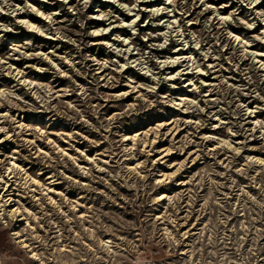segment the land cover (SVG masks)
<instances>
[{
    "label": "rangeland",
    "instance_id": "1",
    "mask_svg": "<svg viewBox=\"0 0 264 264\" xmlns=\"http://www.w3.org/2000/svg\"><path fill=\"white\" fill-rule=\"evenodd\" d=\"M264 264V0H0V263Z\"/></svg>",
    "mask_w": 264,
    "mask_h": 264
},
{
    "label": "water",
    "instance_id": "2",
    "mask_svg": "<svg viewBox=\"0 0 264 264\" xmlns=\"http://www.w3.org/2000/svg\"><path fill=\"white\" fill-rule=\"evenodd\" d=\"M135 264H149L148 255L143 253L139 256H135Z\"/></svg>",
    "mask_w": 264,
    "mask_h": 264
}]
</instances>
